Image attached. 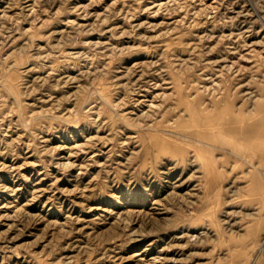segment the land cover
Returning a JSON list of instances; mask_svg holds the SVG:
<instances>
[{"label":"rangeland","instance_id":"rangeland-1","mask_svg":"<svg viewBox=\"0 0 264 264\" xmlns=\"http://www.w3.org/2000/svg\"><path fill=\"white\" fill-rule=\"evenodd\" d=\"M0 264H264V0H0Z\"/></svg>","mask_w":264,"mask_h":264}]
</instances>
